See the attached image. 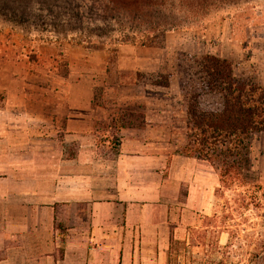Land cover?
Segmentation results:
<instances>
[{
  "label": "rangeland",
  "instance_id": "374dc122",
  "mask_svg": "<svg viewBox=\"0 0 264 264\" xmlns=\"http://www.w3.org/2000/svg\"><path fill=\"white\" fill-rule=\"evenodd\" d=\"M205 55L228 60L234 77L263 87L264 0H0V106L6 89L19 88L21 77L38 108L82 106L92 99L106 112L94 122L95 152L108 157L119 144L117 126L132 117L124 108L139 103L126 97L142 96L140 104L157 107L155 119L164 124L156 129V148L168 157L158 165L166 218L157 210L156 222L134 233L130 245L141 252L142 264H175L167 262L171 238L185 245L184 264H199L202 241H211L202 235L203 218L213 214L228 216L229 226L216 236L220 249L209 255L214 264H264V134L252 138L242 187L223 189L206 162L181 154V89L195 71L192 58ZM199 103L203 110L220 108L215 93L203 92ZM171 122L172 128H163ZM217 189L226 206L221 198L215 205ZM237 193L253 195L254 203L238 208L232 202ZM124 241L122 248L131 249Z\"/></svg>",
  "mask_w": 264,
  "mask_h": 264
},
{
  "label": "crops",
  "instance_id": "0c3cea01",
  "mask_svg": "<svg viewBox=\"0 0 264 264\" xmlns=\"http://www.w3.org/2000/svg\"><path fill=\"white\" fill-rule=\"evenodd\" d=\"M25 79L6 89L0 106V264H142L130 245L134 233L155 223L157 210L166 218L158 165L168 157L156 148L164 124L155 119L157 107L126 97L139 103L124 108L132 117L122 118L117 150L108 157L93 144L102 108L92 99L38 108Z\"/></svg>",
  "mask_w": 264,
  "mask_h": 264
},
{
  "label": "trees",
  "instance_id": "16d2710c",
  "mask_svg": "<svg viewBox=\"0 0 264 264\" xmlns=\"http://www.w3.org/2000/svg\"><path fill=\"white\" fill-rule=\"evenodd\" d=\"M72 18L73 15H68L65 20L69 22ZM192 60L189 64L195 71L187 74L189 79L181 89L186 99L185 142L181 154L206 162L218 174L223 189L242 187L243 173L251 166L252 138L264 134V88L250 78L234 77L228 60L210 55ZM203 92L217 94L220 108L201 109L199 101ZM215 195V205L218 198L224 199L225 206L228 204L222 189H217ZM232 202L240 208L254 203V196L237 193ZM227 219L228 216L216 214L203 218L205 229L202 235L210 237L211 241H202L205 254L199 264H214L209 255L220 249L215 239L225 227H229ZM170 243L173 247L169 245L167 262L184 264L185 245L172 238Z\"/></svg>",
  "mask_w": 264,
  "mask_h": 264
}]
</instances>
